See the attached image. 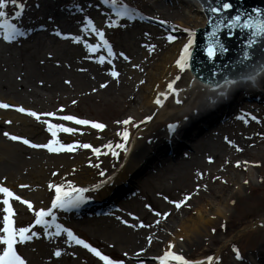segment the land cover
Segmentation results:
<instances>
[{
  "label": "rangeland",
  "instance_id": "obj_1",
  "mask_svg": "<svg viewBox=\"0 0 264 264\" xmlns=\"http://www.w3.org/2000/svg\"><path fill=\"white\" fill-rule=\"evenodd\" d=\"M40 1L42 0H17V3L23 5L18 10L9 0L3 10L6 17L0 22L5 25L14 24L22 31L27 25L25 17H29L32 21L41 20L36 14ZM45 2L55 5L62 11L77 10L82 28H75L71 32L84 38L85 42L98 47L93 48L91 53L80 45L75 46L67 54L50 51L47 56L42 52L40 62L45 76L49 79L58 78V87L53 88L51 84L50 87L43 86L36 89L39 96L32 99L35 108L37 111L48 110L55 115H72L79 119L104 124L105 136L99 143L101 146L112 143L113 150L118 152V156L111 169L104 173V176L95 179L89 177L88 173L95 168L100 169L104 161L112 156L106 148L101 150L98 156L91 151V148L77 147L70 152L51 153L43 147L32 149L28 156L24 155L21 162L23 164L37 160L46 163L47 167L40 180L36 177L34 181L31 176L25 174L21 170L22 164L16 166L14 169L16 175L12 179H8L1 171L0 186L9 188L15 195L33 204V211L30 212L26 205L12 201L16 203L11 206L15 212L12 219L17 229L20 226L33 224L34 211L47 210L50 207L55 192L54 189H49V184L61 186L63 191H70L71 188L90 189L83 194L72 193L74 198L83 196L84 202L80 205L101 199L102 192H106L110 182L116 180L114 175L131 150L143 146L148 137L159 130L170 131V126L176 127V121H182L183 115L230 90V84L224 83L223 85L227 86L225 91H219L223 86L217 88V92L211 91L209 87L193 83L188 65L182 73L175 66L176 76H180L173 85L175 94L168 91L160 100V105L155 103L156 112L163 109L165 112L173 113L168 114L158 123L144 127L141 134L133 140L134 130L148 123L149 118L144 111H141L142 109H139L142 105L137 101L141 99L143 93L137 87L139 83L132 81L134 78H131L127 66L120 63L122 59L120 54L128 56L132 50V53L136 52L140 55L142 63L148 55H151L152 65L160 56H173L175 47L178 48L188 42L190 35H182V32L203 29L195 24L193 13L188 14L187 6L192 1L45 0ZM85 19L91 21L92 28L104 32L105 39L112 48V57H109L103 44H98L91 28L82 23ZM160 21L167 23L161 24ZM110 22H114L116 26L107 27ZM81 29L85 31L81 32ZM9 30L8 28L0 30L2 37ZM167 36H172L173 40L169 42ZM18 39L19 36L11 42L0 40V46L5 54L3 59L7 63L10 61L17 63V60H20L22 43ZM151 46H154V49L149 51ZM125 49L126 51H123ZM100 57H104L103 63L98 62ZM109 60L111 63H108ZM117 65L121 67L119 76L113 79L108 73L115 70ZM11 69L8 64V72ZM150 69L149 66L142 70L141 76L145 77ZM18 73L19 70L14 71L15 75ZM49 82L52 83L51 80ZM101 84L107 85L104 91H99ZM142 84L145 90H149L148 82ZM191 84H194V87H191ZM255 84L254 78L247 94L241 92L243 106H237L230 122L194 145L189 143L191 151H183L179 162L171 160L169 166L145 176L144 182L135 180L138 194L119 202L118 209L74 222H71L73 215H67L64 210H53L52 215L56 217L55 220L51 217L44 218L48 225V237L45 238L43 227L33 228L32 231L37 233V237L23 244H17L18 254L26 264H102L85 249L75 245L74 242L69 243L66 233L61 234L65 239L62 242L59 236L55 235L59 230L57 225L60 229L72 230L74 235L96 247L117 264H158V249L172 240L176 241V237H179L177 241L182 243L179 256L188 264H206L208 257L214 259L213 264H231L233 260H237L233 248L238 249L241 258L255 254L264 244V155L262 156L258 149L255 150L254 146L248 147L245 154L237 151L243 136H246L250 143H254L259 139V135L256 134L264 132V88L258 90ZM73 101L76 103L73 104ZM60 108L64 111L58 112ZM125 119H130L131 123L127 126L118 123ZM125 130L129 132L127 142L116 135ZM84 135L88 137V133ZM80 136L82 134L75 132L68 138H72L75 144H89V141H84ZM113 138L115 141L111 142ZM46 141L44 133L36 139L39 145L47 144ZM117 142L125 143L126 151L115 149L114 145ZM41 152L43 154H40ZM106 152L109 154H103ZM84 154L96 155L91 165L97 166L93 167L85 162L81 157ZM77 162L80 163L79 166ZM237 164L239 167L236 166ZM122 176L124 175L118 178ZM32 180L35 182L33 187L30 186ZM237 182L240 188L235 187L234 184ZM226 185H228L226 196L228 194L230 196L226 199L225 217H218L216 221L211 220L210 225H206V228L201 230L203 237L199 241L189 237L185 243L183 236H179L180 233L174 230V227L178 226L179 222L185 223L190 213L195 217L200 206L216 204L213 200L214 194ZM97 186H99L98 190L93 191L92 189ZM185 195L190 196L191 199L180 209H176L174 204L164 199L167 197L171 201L183 202ZM146 205L154 211L167 212L170 215L167 219L162 216L156 217L145 207ZM17 206L25 211L18 212ZM2 208L3 206L0 205V227H2ZM132 216L138 217V220H132ZM117 217L130 224L143 222L145 225L149 218L159 219L160 222L166 223L167 229H163L164 233L154 230L152 234H144V228L126 227ZM139 236H143L144 240H140ZM148 238H151V243L148 242ZM55 251H60L61 256L55 257L53 255ZM170 261L173 262L172 264H180L174 259ZM240 264L250 263L243 259Z\"/></svg>",
  "mask_w": 264,
  "mask_h": 264
},
{
  "label": "bare ground",
  "instance_id": "obj_2",
  "mask_svg": "<svg viewBox=\"0 0 264 264\" xmlns=\"http://www.w3.org/2000/svg\"><path fill=\"white\" fill-rule=\"evenodd\" d=\"M187 9L188 14L191 12L193 13L192 18L195 21V24L199 28H204V15H199L200 6L195 2H191V4L187 6ZM76 12L77 10L62 11L55 5L42 0L40 1L39 8L36 12V14H38L37 18L41 17V20L37 19L35 21H32V19H30L29 17H25L27 25L26 28L21 31L24 34L22 36H19V42L22 43L20 50V60L18 59L17 63H13L9 59L10 62L7 63V61L3 59L5 54L3 53V49L0 46V103L8 104L11 106L7 109L0 108V172L3 171L8 179H12L16 175L14 173V169L16 168V166L22 164L21 159L24 157V155L28 156L32 149L36 150L38 148H31L18 141H11L3 135L4 132L27 139L31 143L37 145H39V143L36 142L37 137L44 133V136L47 139L46 143H49L51 140H53V137L47 131V124L45 123L46 121L47 123H53L65 127H72L75 132H77L78 134H82V136L80 137L84 141H89V145L95 148H100L101 150L104 149V145L101 146L99 143L102 137L105 136L103 130H97L93 128V130H91V127L89 126L75 125L69 121H60L57 119H53L52 117L45 116L43 114L49 113L50 111H37L35 108V103L32 100L33 97L39 96V94H37V91H35L36 89L43 86L50 87L51 84L53 85V88L58 87V78L49 79L48 76H45L43 66H41L40 62V54L43 52L48 56L50 51L54 53H58L60 51L61 54H67L70 53V51L77 45L84 46V38L79 35H74L71 32V30L75 28H82V25L80 24V18ZM56 32H61L63 35L78 36L81 38V43H73L69 39L58 37L55 35ZM1 39L3 40V37L0 34V40ZM184 45L185 43L181 44L178 48L175 47L173 56H160L157 62L153 65L151 55H148L145 61L142 63L140 55L136 52L132 53V50L130 51L131 56L126 55L129 58L128 61H125L123 58L121 59L120 63L127 66L128 71H130L131 73V78H134L132 79V81L139 83L137 87L140 91H142L143 95L141 99H139L140 101L138 100L137 102L142 105L139 109H142L141 111H144L146 113V117L149 118L148 123L140 125L134 130L132 134L133 140L134 138H136V136L141 134V131L144 127H149L150 125L158 123L162 121L166 116H168V114L173 113L165 112L163 109L156 112L157 107L154 101L156 99L162 100L164 94L167 95V84L173 82V79L177 74L174 60H177V58L180 57V53L182 52ZM123 51H126V49ZM8 64L9 67H12L9 72ZM149 66L151 68L150 71H148L145 77H142V70L146 69ZM120 68L121 67L117 65L115 71L119 73ZM17 70H19L20 74L18 73L17 75H15L14 71ZM49 80H51L52 83L49 82ZM255 80V85H257L258 90L264 88V69L262 70L261 74H257L255 76ZM141 81H144L145 84L146 82H148L147 89L149 90H145L144 85L141 83ZM193 83L200 84V82H198L196 79H193ZM221 86L223 87L219 88V91H225V89H227V86ZM106 87H100L99 91H104ZM191 87H194V84H191ZM23 93L25 95H23ZM17 107H23L27 111H35L37 114H40L41 119L38 121L32 117L25 115L24 113L17 112L15 111V108ZM85 133H88V137H85ZM167 133H172V131L161 132L159 130V132L150 135L147 139V142L143 146L131 150L128 153L127 157L123 159V164L120 165L118 171L115 173V179H117L120 175H126L130 173V164L136 167L146 148L153 147L161 137L167 138ZM70 135L73 134L58 132L57 136L55 137L57 143H55L53 147L55 149H59L61 144H75L73 143L74 141L72 138H68ZM256 135H259V139L254 143H250L246 136H243L244 138H241L238 145L240 153L245 154L248 151V147L254 146L255 150L258 149V152H260L262 156L264 155V132ZM113 141H115L114 138L111 140V142ZM255 145H260L261 147ZM40 154L43 153L41 152ZM81 157L85 162L90 163L91 165L92 160L96 158V155L84 154ZM115 158L116 157L110 156L109 160L106 159L104 161V165L100 169H93L91 173H88V176L95 179L96 177L101 176V172H108L116 162ZM170 161L171 160H169V163ZM79 164L80 163L77 162L78 166ZM21 166V170L28 176H31V178L35 181L36 177H38L37 180H40L44 175L43 171H45L47 164L40 163L37 160H31L30 163L25 162ZM33 180L30 182V186L32 187L33 185H35V182ZM234 180V182H236L235 177ZM228 185L224 186L223 188H219L218 191L214 194L213 200L216 201V204L209 203L205 204L204 206H200L197 213L195 214V217L193 216V213H190L191 215L185 221V223L179 222L178 226L174 227V230L180 233L179 236H183L185 243H187L186 241L189 240V237H191L192 240L199 241L203 237L201 235V230H204L206 228V225H210L211 220L216 221L218 217H225V206L227 204L226 199L230 196V194L226 196ZM234 185H236V188L239 187L238 182ZM106 192H108V190ZM1 199H3V196L0 195V200ZM10 203L12 206L16 204L12 201ZM17 208L18 212L20 213L25 211L23 208H20L18 206ZM64 212L67 215H73L74 208H68L67 210H64ZM155 221L156 219L149 218L146 225H151V227H145L143 231L144 234H152L154 230L162 231L164 233L163 229H167V226L165 225L166 223H164V221H161L159 225H157ZM143 236H139V239L144 240ZM59 238L62 242L63 240L65 241L62 236H59ZM178 238L179 237H176V241L172 240L170 241V243L162 245L161 248L158 249V264L160 258L163 257L166 251H171L173 253V256L179 255L180 251H182V243H179V241H177ZM168 245H172L173 247L169 249ZM243 259L245 261L247 260V262L250 264H264V244L259 247L255 254H249L246 256V258H241L239 261L233 260L231 264H240ZM170 260L171 259L168 258L166 264H172L173 262ZM213 263L214 259H212L211 261V264ZM206 264H209L208 259Z\"/></svg>",
  "mask_w": 264,
  "mask_h": 264
},
{
  "label": "water",
  "instance_id": "obj_3",
  "mask_svg": "<svg viewBox=\"0 0 264 264\" xmlns=\"http://www.w3.org/2000/svg\"><path fill=\"white\" fill-rule=\"evenodd\" d=\"M195 1L201 5L199 15L204 12V26L206 20L207 25L182 32V35L195 34L190 72L198 81L211 86L231 80L230 90L183 115L182 121H176L173 133H167V138L161 137L153 147H147L136 167L130 164V173L110 182L108 192H102L101 199L74 208L71 222L118 209L119 202L138 194L135 180L144 182L145 176L169 166V160L179 162L183 151H191L189 143L194 145L230 122L237 106H243L241 92L247 94L253 79H242H250L264 67V38L252 37L251 31L241 28L228 30L226 25L237 15L241 22L264 20V0ZM224 3L230 4V10L222 9ZM212 7L219 8L220 13L212 14ZM257 12L262 15L257 16ZM213 32H217L215 38ZM252 40L255 43L249 47ZM209 44L222 45L226 50L217 47L216 56L209 60L205 53Z\"/></svg>",
  "mask_w": 264,
  "mask_h": 264
},
{
  "label": "snow or ice",
  "instance_id": "obj_4",
  "mask_svg": "<svg viewBox=\"0 0 264 264\" xmlns=\"http://www.w3.org/2000/svg\"><path fill=\"white\" fill-rule=\"evenodd\" d=\"M7 2H9V0H0V21H2L5 17H6V13L3 11L6 8V4ZM10 2L13 4V6L15 8H17L18 10L21 9L23 7V5L17 3V0H10ZM230 4L228 3H224L222 5V9L226 12L228 10H230ZM212 14H216L218 15L220 13V9L216 8V7H212L210 9ZM257 16L262 15L261 13L257 12L256 13ZM83 24L88 25L89 28H91L92 33L95 34V36L97 37L98 40V44H103L105 46V50L107 51L109 57L113 56V52H112V48L111 46L108 45V42L105 39V34L104 32L101 31H97L95 28H92V24L91 21L89 19H85L82 21ZM161 24H166V21H160ZM116 24L114 22H110L107 27H115ZM228 30H232V29H236V28H241L243 30H249L251 31V36L252 37H257V38H264V20H260L257 23H254L251 20H244L243 22H241V17L239 15L231 18V22L228 23L226 25ZM8 28L10 29L9 31H6L5 34L3 35V40L5 42H11L16 36H22L24 33L21 32L19 30V28L14 25V24H8L5 25L4 23L0 22V30ZM85 29H81V32H84ZM56 36L61 37L63 39H69L71 40L73 43H77L80 44L81 43V38L78 36H70V35H63L61 32H56L55 33ZM212 36L215 38L217 36V32H213ZM166 39L171 42L173 40L172 36H167ZM193 43L192 39H189L188 42L184 45L182 52L180 53V57L179 59H177L175 61V66L179 69V71L182 73L184 72L185 68L187 67V62L191 56V52H190V47ZM255 43V40L250 41L249 47H251L253 44ZM84 47L91 53V51L93 50V48H97L98 45H93V44H89L87 42H85ZM217 47L221 48V51H224L226 49H224V47L222 45H218V44H209L206 49H205V53L206 56L209 60H212L215 56H216V49ZM154 49V46H151L149 48V51H152ZM247 53L245 54V58H247ZM120 56L125 60L128 61L129 58L124 55L123 53L120 54ZM99 63H103L104 62V57H100V60L98 61ZM108 63H111V60L108 61ZM112 78H118L119 73L115 70L111 71L110 73H108ZM180 79V76H176L175 80L171 83L167 84V89L169 92H172L173 94H175L174 92V83L175 81H178ZM227 84H231L233 81L231 80H226L225 81ZM65 83H70V81H65ZM141 83H144V81H141ZM107 85L105 84H101L100 87L104 88ZM221 95H223V93H221ZM157 105H160L161 101L160 99H156L154 101ZM179 102V101H177ZM76 101H73V104H75ZM11 107L8 104H4V103H0V108L3 109H7ZM15 111L20 112V113H24L25 115L32 117L36 120H40L41 116L40 114H37L35 111H27L25 110L23 107H17L15 108ZM58 112H63L64 109L60 108L57 110ZM45 116L48 117H52L53 119H57L60 121H69L72 124L75 125H84V126H89L93 129H97V130H103L106 126L102 123H98V122H90L89 120L86 119H79L76 118L72 115H59L56 116L54 113H45L43 114ZM10 123V121H9ZM45 123L47 124V131L51 134V136L53 137V140H51L49 143L45 144V145H37L34 143H31L29 140L24 139V138H20L18 136L15 135H11L7 132H4L3 135L11 140V141H18L24 145H27L28 147L31 148H46L48 152H54V151H72L74 148H84V149H89L91 148V151L96 154L97 156L101 154V149L100 148H95L92 147L89 144H68V145H63L61 144L59 149H55L53 147V145L55 143H57V141L55 140V137L57 136L58 132H62V133H67V134H75V130L72 127H65V126H61V125H57V124H53V123H47L45 121ZM118 123H123V125L127 126L131 123L130 119H125L122 122H118ZM170 131L174 130V126H170ZM117 136H120L121 139L125 142H127L129 140V132L128 131H123L122 133H117ZM115 149H120V150H125L126 151V146L125 143H120L117 142L114 145ZM104 148L108 149L110 154L113 157L118 156V152L113 150V144L112 143H108L104 145ZM237 151H240L239 148H237ZM105 155L109 154L108 152L103 153ZM211 163V160L209 161ZM93 167H96L97 165H90ZM237 167H239V164L236 165ZM53 175H56L55 173H53ZM101 176H104L105 174L103 172L100 173ZM21 187H28L27 185H21ZM49 189H54L55 195L54 198L51 200V205L47 210L44 209H40L38 211H34V222L33 224L29 225V226H20L18 229L14 226V221L12 219V217L15 215L14 209L11 206V201H19L20 204L26 205L28 210L30 212L33 211V204L29 201H26L24 199H21L19 196L15 195L11 190H9V188L7 187H0V195L3 196V199L0 200V205L3 206L2 211H3V216H2V227H0V248H2V250H0V264H26V261L18 254L17 249H16V245L17 244H23L25 242L30 241L33 238L37 237V233L35 231H32L33 228L37 227V226H41L45 229L44 232V236L45 238L48 237V225H47V221H45V217H51L52 220H55L56 217L53 216V210H67L68 208H76L79 207V205L81 203L84 202V198L82 195L76 196L75 198L72 197V193H79V194H83V193H87L90 189L88 188H71L70 191H63L61 186H56V185H52L49 184ZM97 188L92 189L93 191L98 190ZM164 199L166 200V202L168 203H172L174 204V207L176 209H180L183 204H186L188 200L191 199L190 196L185 195L183 198V202H177V201H171L168 200L167 197H164ZM146 208H148V210L150 212H153V214L156 217H163L164 219H167V217L170 215V213H161L159 211H154L150 206L146 205ZM132 220H138V217L136 216H132L131 217ZM118 220H120V223L124 224L126 227L129 228H133V227H139V228H145V227H151V225H145L143 222H140L139 224H130L125 220L120 219L119 217H117ZM155 223L157 225H159L160 220L157 219L155 221ZM57 228L59 230H57L55 232L56 236H61L62 233H66V237H67V241L69 243L74 242L75 245L85 249L87 252H89L93 257H95L98 261L102 262V264H117L116 261H114L113 259H110L107 255L103 254L101 251H99L96 247L92 246L90 243L86 242L84 239L82 238H78L76 235H74L72 230L63 228L60 229L59 225H57ZM148 242L151 243V238H148ZM169 249H171L173 246L172 245H168ZM233 253L235 254V258L237 260H240L241 257L239 255L238 249L233 248L232 249ZM53 255L55 257H60L61 256V252L60 251H55L53 253ZM172 258L178 262H180V264H188V262L186 260H183L181 256L179 255H175L173 256V253L171 251H166L163 255V257L160 258L159 260V264H166L168 258ZM212 257H208V261L209 264H211L212 261Z\"/></svg>",
  "mask_w": 264,
  "mask_h": 264
}]
</instances>
